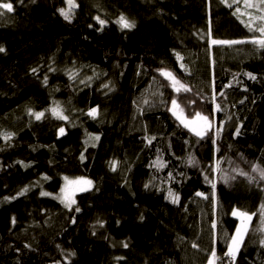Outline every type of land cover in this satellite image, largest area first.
<instances>
[{
	"label": "trees",
	"instance_id": "16d2710c",
	"mask_svg": "<svg viewBox=\"0 0 264 264\" xmlns=\"http://www.w3.org/2000/svg\"><path fill=\"white\" fill-rule=\"evenodd\" d=\"M10 2L0 17V134H13L0 135V264H208L213 249L216 264H264V180L252 171L264 168V48L250 42L264 38V4L75 0L67 21L65 0ZM121 15L136 26L121 30ZM161 69L191 91L177 93ZM173 99L189 118L209 116L203 138L173 115ZM57 105L67 120L52 115ZM65 177L93 183L71 210L57 199ZM234 210L253 219L229 263Z\"/></svg>",
	"mask_w": 264,
	"mask_h": 264
},
{
	"label": "snow or ice",
	"instance_id": "6c2138e0",
	"mask_svg": "<svg viewBox=\"0 0 264 264\" xmlns=\"http://www.w3.org/2000/svg\"><path fill=\"white\" fill-rule=\"evenodd\" d=\"M20 2L22 3L23 0H20ZM33 2H35V0H33ZM222 2H227V0H222ZM65 3L67 4V8H61L58 11L60 12V15L63 16V18L67 21H71L73 15H74V9L78 7V5L76 4L75 0H65ZM260 3L264 4V0H260ZM246 4H247V0H246ZM247 6L252 7L254 5L251 4H247ZM229 7H231V5H229ZM238 11V9H237ZM14 12V5L13 3L10 2H5V0H0V17L5 16L7 13H12ZM95 19L97 20L98 24L100 25V30H103L104 25L107 23L106 20L101 19L99 16L95 17ZM261 19H264V17H262ZM116 23L120 26L121 30L124 29H132L134 28L135 22L134 21H130L128 20L125 16L121 15L118 20L116 21ZM251 30V29H250ZM262 37H264V27H259L257 29ZM251 43L259 45L261 48H264V38H253L251 41ZM238 43H245V41H219V40H212V44H238ZM5 52V49L3 46H0V53ZM177 59L178 60H182L183 58L180 56L179 53H176ZM181 67H184L183 64H181ZM33 73H35L37 71V69H32ZM161 75L165 76L166 78L170 79L172 81V87L174 88V90L179 93L181 92V90L185 91V92H189L191 91V89L189 87H187L186 85H184L183 83H181L172 72L170 71H165L163 69L160 70ZM250 78L255 79L254 76H252L251 73L247 74ZM71 78V77H70ZM45 84L47 83V77H45ZM105 87H108V85H105ZM220 95H223V93H221ZM189 103L191 104H195L196 101L191 100L189 101ZM172 104V110H173V115L176 116L177 119H179L181 121V123L186 127L189 128L190 131L194 132L195 135H197L200 138H203L206 131L209 130L211 128V124L212 121L210 120L209 116L207 115H203L201 112H195L194 115L191 116V118H189V116H185L184 115V109L181 107L180 103H178V101L176 99H173L171 101ZM217 110H219L220 106L217 105ZM51 113L53 116H55L57 119H63V120H67L68 118L66 116L63 115V111L62 109L59 108V106L57 105L56 107H53L52 109H50ZM98 110L96 108H93L89 111L88 115L95 118L97 115ZM29 114L30 115H34L35 118L37 120H40L42 117H44L45 113L44 112H35L33 113L31 110H29ZM197 124H201V127H196L195 125ZM59 132L61 134L64 133V128H60ZM219 130H217V134H218ZM237 134H239V130H237ZM0 135H4L5 139H10L11 136L13 134L11 133H6V134H0ZM96 140H99V137H95ZM154 139V137H153ZM151 142V140H149V143ZM81 159L83 160V156L81 157ZM190 164H195V160L194 159H190L189 160ZM115 165L116 162L113 161L112 162V167L113 170H115ZM27 167V165H25ZM159 166H163V165H159ZM253 172H258L260 179L264 180V168H260L259 166H253L252 168ZM241 175H247V173H241ZM45 179H48V177H45ZM206 180H208V177H205ZM231 179H235V177H231ZM251 180H254L255 177H250ZM65 180H67V177H65ZM228 178L225 179V182H227ZM211 183V181H209ZM83 183L91 185V181H83ZM145 187L147 188L148 185H145ZM212 188L213 190H215L216 188V184L212 183ZM82 190H86V189H82ZM28 191V188H24L21 190L20 193H18V195H24L26 192ZM63 192V189L61 190ZM42 196H48L51 195L50 193L47 192H41ZM169 197L172 198V202L173 203H177L179 200V197L176 196L174 193H172L171 190H169L168 193ZM197 196H204L203 193L201 192H197L196 193ZM215 195V191H213V196ZM207 198V197H205ZM5 199H9L7 197H5ZM12 199H15V197H12ZM57 199L61 200V203H64L65 207L69 208V210L72 209V205L75 204V200L74 199H69V200H65L62 196H58ZM75 211L79 212L80 209L77 207L75 209ZM261 213L262 215H264V205L261 206ZM233 216H237L239 215L240 217H243L244 219L247 220H251L252 215L247 213V212H238L236 210L233 211L232 213ZM141 219H143V217H141ZM13 223H15V218H13ZM242 224H243V220H242ZM101 226H103L101 224ZM216 225L215 223H213V228H215ZM264 230V229H262ZM247 231V226L244 225L243 228L238 227L236 229V235H234L231 238V243L228 246V251L226 253H224V255L226 257H229L233 262L235 261V257L237 252L239 251V246L240 243L243 240V235L244 233ZM261 244L264 245V240H261ZM124 247H127V243H124L123 245ZM27 247V245H26ZM193 247H198L196 244H193ZM71 255H75V253H71ZM216 259H218L216 257V252L215 249L212 250L211 255L208 259V264H216Z\"/></svg>",
	"mask_w": 264,
	"mask_h": 264
},
{
	"label": "rangeland",
	"instance_id": "374dc122",
	"mask_svg": "<svg viewBox=\"0 0 264 264\" xmlns=\"http://www.w3.org/2000/svg\"><path fill=\"white\" fill-rule=\"evenodd\" d=\"M168 79V78H167ZM170 81V80H169ZM179 120V119H178ZM182 124V123H181ZM183 125V124H182ZM184 126V125H183ZM196 127L200 126L201 127V124H197L195 125ZM185 127V126H184ZM186 128V127H185ZM199 128V127H198ZM189 129V128H187ZM210 130V129H209ZM207 130L206 133L209 131ZM82 179H85V178H80V179H71V180H65V183H64V187H63V192L61 191V194L60 196H62L65 200H69V199H74L75 202H76V197L77 195L81 194V193H84L86 191H89L92 186H93V183H91V185H88V184H85L83 183V181H91L90 179H85V180H82ZM92 182V181H91ZM82 189H86V190H82ZM60 200V199H59ZM64 204V203H63ZM74 205V204H73ZM72 205V206H73ZM239 212V211H238ZM236 219L239 220V226L238 227H241L243 228L244 225L247 226V231L244 233L243 235V240L242 242L240 243V246H239V251L237 252L236 254V257L238 256L239 252L241 251V248L243 246V243H244V240L246 238V235L249 231V228H250V225H251V222H252V219H253V216L251 218V220H247V219H244L243 217H240L239 215L237 216H234ZM242 220H243V224H242ZM236 235V233H235ZM235 257V258H236Z\"/></svg>",
	"mask_w": 264,
	"mask_h": 264
},
{
	"label": "built area",
	"instance_id": "2783aa9c",
	"mask_svg": "<svg viewBox=\"0 0 264 264\" xmlns=\"http://www.w3.org/2000/svg\"><path fill=\"white\" fill-rule=\"evenodd\" d=\"M224 258H225L229 263H233V261H232L229 257L224 256Z\"/></svg>",
	"mask_w": 264,
	"mask_h": 264
},
{
	"label": "bare ground",
	"instance_id": "6f19581e",
	"mask_svg": "<svg viewBox=\"0 0 264 264\" xmlns=\"http://www.w3.org/2000/svg\"><path fill=\"white\" fill-rule=\"evenodd\" d=\"M80 179V178H79ZM85 179H87V178H85ZM85 179H82V180H85ZM65 183V182H64ZM63 187H64V185H63ZM63 189V188H62ZM61 194V193H60ZM60 196V195H59ZM236 259V258H235Z\"/></svg>",
	"mask_w": 264,
	"mask_h": 264
}]
</instances>
